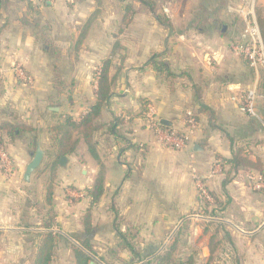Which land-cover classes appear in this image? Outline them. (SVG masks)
Segmentation results:
<instances>
[{"label":"crops","instance_id":"0c3cea01","mask_svg":"<svg viewBox=\"0 0 264 264\" xmlns=\"http://www.w3.org/2000/svg\"><path fill=\"white\" fill-rule=\"evenodd\" d=\"M141 1L145 0H0V126L34 129L14 141L4 137L14 174L0 171V243H7L0 251L8 257L35 258L37 234L46 230L32 227L41 226L52 211L59 239L56 250H64L74 264L77 239H89L90 256L105 253L119 264L133 260L129 250H119L117 229L151 261L164 252L178 226L193 221L224 225L234 244L231 254L240 264H264V193L249 179L259 174L239 170L228 176L223 171L230 170L223 161L241 149L244 157L264 167V122L244 108L260 77L232 53L231 43L243 39L235 41L237 30L229 33L218 16L224 12V1L234 0H152L163 6L155 8L156 13ZM159 13H167L168 26L159 22ZM193 17L205 30H195ZM153 54H164L179 77L170 83L146 67ZM106 60L111 61L112 97L99 123L121 120L118 136L100 130L99 161L81 143L63 165L60 161L50 171L45 167L52 146L49 128L66 117L80 120L88 113L96 102L95 74ZM17 69L32 83H26ZM200 104L209 111L201 112ZM189 112L198 116L192 134ZM162 120L171 126L161 125ZM157 122L187 135L186 147L163 145L155 131ZM38 145L45 157L26 182L24 175ZM100 165L104 194L92 206L86 191L95 186ZM199 181L209 198L202 196ZM69 189L83 196L73 198ZM89 210L95 227L91 236L85 234L83 223Z\"/></svg>","mask_w":264,"mask_h":264},{"label":"trees","instance_id":"16d2710c","mask_svg":"<svg viewBox=\"0 0 264 264\" xmlns=\"http://www.w3.org/2000/svg\"><path fill=\"white\" fill-rule=\"evenodd\" d=\"M143 4L149 8L150 10H154L155 6L153 3H149V1H141ZM155 11V10H154ZM151 11V12H154ZM127 22H129V18H126ZM159 22L163 25L168 26L167 20H162L160 17L158 18ZM257 23L260 35L264 47V19H259ZM40 37V36H39ZM44 39V38H42ZM242 41V40H241ZM45 49L52 53V48L44 42ZM120 49V43L115 44V50ZM250 64V63H249ZM146 67H151L155 70L159 75H164L167 81L172 83L173 80L179 77L178 74L174 73L171 68L168 60L166 59L164 54H153L147 61ZM111 67V61L106 60L103 65L99 68L97 73L95 74V78H97V89L96 93V102L94 105L90 107L88 113L83 115L80 120H75L72 117H66L63 122L58 123L55 126L49 128V133L51 135L52 148L48 152V161L45 164V167L50 169V171H54L59 162L66 157L72 156L76 153L79 145L81 143L84 144L86 150L91 154V156L99 161V156L97 153L98 143L96 142L97 133L102 129H106L114 136H118V126L121 123V120L116 119L111 122L109 125H102L99 123V120L102 117L103 111L109 107L110 100L112 97L111 86L112 83L109 81L108 73ZM185 74H181L184 76ZM196 99L200 101V94L196 93ZM200 111H206L208 107L204 104H200ZM212 114V113H211ZM193 118L196 122H198V116L193 114ZM186 120H189V117L186 116ZM188 126V124H187ZM162 127V126H161ZM170 133H175L177 137L185 139V134L173 130L170 128H164ZM34 129L12 123H5L0 126V149L6 151L5 149V141L4 137L9 138L10 141L16 140L23 133H32ZM188 143V141H187ZM224 166H230V170H226L223 167V171L229 176L231 172L237 173L239 170L249 171L255 170L258 172L259 177L262 181H264V167L260 161L252 162L248 158L243 156V150H238L234 152L232 159L224 160ZM101 166L99 177L95 182V186L87 190V197L90 198L92 206L96 205L101 197L104 194V180H103V166ZM55 180L54 175L51 176L50 182L47 187V204L51 206L53 204V182ZM229 182V179L225 181V184ZM259 192L264 193V190H258ZM215 199L216 197L213 196ZM52 211L47 213V219L43 221V224L40 228L46 230L45 232L38 233L37 237L40 239L38 242V252L35 257L33 264H52L53 259L55 257V252L59 243L58 235L53 231L55 224V217L52 215ZM83 223L85 226V234L87 236H91L95 231V227L92 225V216L90 210L85 214ZM219 229L225 233V229L222 225H218ZM118 236V248L120 251L129 250L133 256V260H131L128 264H169V260L173 255V251L175 250V245L173 244L170 248L166 249L163 253L159 254L153 260L146 261L145 258H142L141 255L137 251L136 245L129 240V237L120 232V230H116ZM228 235V233H227ZM77 242L80 244L79 246L73 247L74 257L76 264H90L93 262V259L88 254V252L93 253L89 239H77ZM194 260L189 259L188 262H182L181 264H193Z\"/></svg>","mask_w":264,"mask_h":264},{"label":"rangeland","instance_id":"374dc122","mask_svg":"<svg viewBox=\"0 0 264 264\" xmlns=\"http://www.w3.org/2000/svg\"><path fill=\"white\" fill-rule=\"evenodd\" d=\"M145 1L147 2L149 1L150 4L153 3L155 6L154 8L158 7V8L163 9L162 8L163 6L161 3H156V2H153L152 0H145ZM224 4H225L224 12L218 13V16L220 15L219 19L222 22V24L227 25L229 27L228 28L229 33L233 34V32L237 30L238 37L236 38L234 37L235 41L236 39H239V40L244 39V38H241V36L245 35V31L250 24H253L254 22L257 24L259 23L258 21L260 18L264 19V1L263 0H257V1L255 0H234L231 3L224 1ZM154 10H151V11H154ZM195 14L196 13H193V16H195ZM165 15H167V13H159V17L163 21L167 20L169 24V20L167 19ZM192 25L195 28V30L198 32H200L201 30H205V27H206L204 26L203 23L199 21L198 22L194 21V17L192 19ZM234 43L232 42L231 44H234ZM231 51L232 53L236 55V57L240 58L244 64H247V63L249 64V61L244 56L236 54L232 49ZM250 69L258 73L260 77V80L256 86V90L254 89L252 91H255V95H256L257 116L262 122H264V66L260 67L257 70L253 69L250 66ZM18 70H17V73H18ZM50 148H52V146ZM5 149H6V146H5ZM218 225L217 224L215 225L214 223H210V222H208L207 224L201 225L200 222L195 223L193 221L192 224L190 225L186 224L180 227L178 226L177 229L175 230L174 239L169 242H165L166 247L164 246L165 247L164 251L170 248L173 244L176 247L175 250L173 251V255L171 259L169 260V264H181L182 262H188L189 259L194 260L193 264H240L239 258H235L231 254L234 250L233 249L234 244L233 242H231L230 233L226 231V227L224 225L222 226L225 229L224 230L225 233L219 229ZM34 227L40 228V226H33L32 228ZM117 239H118V236H117ZM106 243L104 245L106 247H110L109 244L108 243L106 244ZM133 243L137 247V244L135 242ZM6 245H7L6 242L0 243V250H2V247ZM61 246L64 247V244H62ZM59 251L60 249L56 250L55 252L56 254L53 259L52 264H74L73 258L66 257L64 250L60 252ZM27 254H32V252L28 251ZM91 258L93 259V262L98 263V264H119V259H118V262L114 261L115 257L105 256V253L103 254V256L94 255V256H91ZM34 260L35 258H33V256L24 257L22 255H19L16 257H8L5 255H2V252L0 251V264H33Z\"/></svg>","mask_w":264,"mask_h":264},{"label":"built area","instance_id":"2783aa9c","mask_svg":"<svg viewBox=\"0 0 264 264\" xmlns=\"http://www.w3.org/2000/svg\"><path fill=\"white\" fill-rule=\"evenodd\" d=\"M231 49L236 54L244 56L249 61L250 66L253 69L257 70L260 67L264 66V47L259 27L255 22L247 27L244 39L232 44ZM18 74L22 77V79H24L26 83H32V79L25 75L21 70H18ZM244 108L249 115L256 116L255 91H251L247 95ZM149 111V116L153 117L154 111L152 109H150ZM187 116L189 117V120L187 121L188 130L189 133L192 134L196 128L197 123L193 118L192 112H189ZM155 131L157 132L160 142L171 149L182 150L187 145V135H185V139L179 138L175 133H170L167 130L163 129L158 122L156 123ZM0 171L3 172V174L6 176H12L14 174L13 162L6 151L2 149H0ZM249 179L253 183V187L255 190H264V181H262L260 177L251 176L249 177ZM198 188L203 197L209 198L208 193L201 181L198 182ZM68 193L73 198H81L83 196L82 193L71 189H69Z\"/></svg>","mask_w":264,"mask_h":264},{"label":"water","instance_id":"95a60500","mask_svg":"<svg viewBox=\"0 0 264 264\" xmlns=\"http://www.w3.org/2000/svg\"><path fill=\"white\" fill-rule=\"evenodd\" d=\"M161 125L170 127L171 123L167 120H162ZM44 157H45V152L42 149V147L40 145H38L36 153H35L32 161H31V163H29V165L27 166V169H26V172L24 175V180L26 182H30L32 174L41 167L43 160H44ZM65 162H66V158H63L61 160V164L63 165ZM90 264H96V263L91 262Z\"/></svg>","mask_w":264,"mask_h":264}]
</instances>
